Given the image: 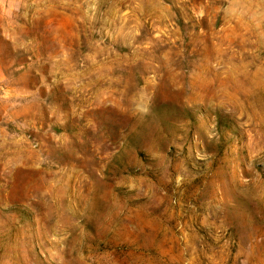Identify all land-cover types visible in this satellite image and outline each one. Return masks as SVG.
I'll return each mask as SVG.
<instances>
[{
  "label": "rangeland",
  "instance_id": "1",
  "mask_svg": "<svg viewBox=\"0 0 264 264\" xmlns=\"http://www.w3.org/2000/svg\"><path fill=\"white\" fill-rule=\"evenodd\" d=\"M0 264H264V0H0Z\"/></svg>",
  "mask_w": 264,
  "mask_h": 264
},
{
  "label": "clouds",
  "instance_id": "2",
  "mask_svg": "<svg viewBox=\"0 0 264 264\" xmlns=\"http://www.w3.org/2000/svg\"><path fill=\"white\" fill-rule=\"evenodd\" d=\"M147 110L145 109V112H146Z\"/></svg>",
  "mask_w": 264,
  "mask_h": 264
}]
</instances>
